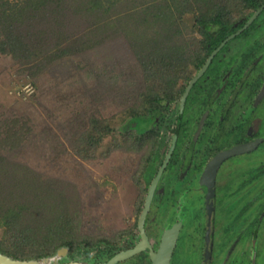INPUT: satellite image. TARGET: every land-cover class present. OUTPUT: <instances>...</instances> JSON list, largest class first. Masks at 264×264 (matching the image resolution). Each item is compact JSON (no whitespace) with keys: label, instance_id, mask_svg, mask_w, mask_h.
<instances>
[{"label":"rangeland","instance_id":"rangeland-1","mask_svg":"<svg viewBox=\"0 0 264 264\" xmlns=\"http://www.w3.org/2000/svg\"><path fill=\"white\" fill-rule=\"evenodd\" d=\"M64 1L61 8L20 14L25 0H0V11L22 17L23 43L13 53L0 51V248L31 260L72 241L115 236L137 219L175 114L170 126L151 124L150 135L136 134L131 118L161 108L167 92L175 95L199 69L208 39L195 16L221 6L228 23L248 12L242 0H120L107 13ZM175 96L169 107L177 105ZM194 129L187 126L182 146ZM203 138L206 154L195 150L193 161L199 168L226 145L212 126ZM261 161L263 151L235 158L217 177L218 250L210 264L226 262L219 261L224 250L264 201V177L247 196L239 189L247 169ZM199 168L179 195L169 193L164 212L156 203L149 214L156 238L185 206L192 223L174 264L200 262L188 257L201 234L193 222H203L196 216L203 212ZM259 241L264 244V217ZM257 262L264 264V245Z\"/></svg>","mask_w":264,"mask_h":264},{"label":"flooded vegetation","instance_id":"flooded-vegetation-1","mask_svg":"<svg viewBox=\"0 0 264 264\" xmlns=\"http://www.w3.org/2000/svg\"><path fill=\"white\" fill-rule=\"evenodd\" d=\"M257 2L259 6L248 8L246 15L238 14L235 20L225 23L223 27H214L207 32V52L201 55L203 61L195 74L178 84L176 106L169 107L175 95L171 96L167 92L166 101L161 108L152 107L147 115L131 118L130 127L138 135L152 134L151 124L171 125L168 144H160L158 147L163 159L156 169H150L153 172L149 175L137 219L129 222V227L116 231L115 236L103 235L72 241L51 255L32 261L37 264H174L173 261L180 252L179 245L183 240L185 226L192 223L186 219L188 215L185 206L181 208L177 220L166 226L156 238L148 229L149 214L156 203L161 208V213L164 212L169 193L170 196L179 195L183 191V181L199 168L193 164L196 160L195 150L203 149L202 153L206 154L203 133L211 126L220 141L226 145L215 148L199 168L196 183L197 191L203 196V212L198 210L196 216H203V222H193L196 223V231L201 234L199 247L190 249L188 257L190 260L194 257V260L200 261L198 264H210L215 259L218 250L216 234L219 213L216 200L217 177L229 161L256 151L264 152V0ZM198 31L202 36L203 33ZM171 114L175 115L170 124ZM190 124L194 126V132L182 146V139ZM239 148L241 150L222 158L216 165L213 176H209L211 164L218 155ZM263 177L264 161L248 168L239 185V189L244 190L242 197L247 196L249 187L260 182ZM173 181L176 183L171 186ZM152 185L151 199L140 224L139 219ZM209 188L212 191L211 210L206 201ZM236 189L239 190L238 187ZM262 190L264 186L260 191ZM248 203L249 201L245 202L244 206ZM238 216L237 213L232 222ZM263 217L264 201L260 203V209L252 220L243 225L241 232L232 238L219 259L220 262L225 258L226 262L223 264H258V256L264 245L259 241ZM173 227L177 228V236L166 256V253L160 252L163 236ZM166 242L164 240V245ZM121 255L123 256L120 257ZM3 258L18 262L31 261L11 255L0 248V264H6ZM187 264L194 262L189 261Z\"/></svg>","mask_w":264,"mask_h":264},{"label":"trees","instance_id":"trees-1","mask_svg":"<svg viewBox=\"0 0 264 264\" xmlns=\"http://www.w3.org/2000/svg\"><path fill=\"white\" fill-rule=\"evenodd\" d=\"M26 3L20 7V14L23 10L28 9L31 14L38 12L41 8L45 11L50 4L56 8H61L65 4L64 0H25ZM120 0H71L75 4L84 6L85 10L102 11L107 13L111 8L116 5ZM259 3L257 0H242L244 10L248 8H256ZM16 9V7H14ZM22 17L18 14H9L5 9L0 11V32L3 34L4 40L0 42V51L2 53H13L18 46L21 49L23 43L19 38V21ZM28 18V17H25ZM195 23L198 25L199 30L204 36L208 37L207 33L211 28L223 27L227 23L225 17V9L221 6H216L211 13H201L194 17ZM138 116V115H137ZM136 117V116H134Z\"/></svg>","mask_w":264,"mask_h":264},{"label":"water","instance_id":"water-1","mask_svg":"<svg viewBox=\"0 0 264 264\" xmlns=\"http://www.w3.org/2000/svg\"><path fill=\"white\" fill-rule=\"evenodd\" d=\"M239 150H241V148H239V149H234V150H232V151H230V152H226V153H223V154H221V155H218V156L214 159V161L212 162V164H211V169H210V175H209V176H210V177L213 176L214 171H215V168H216V165L218 164V162H219L222 158L226 157L227 155L234 154V153H236V152L239 151ZM210 181H212V178H211ZM211 184H212V182H210V185H211ZM153 187H154V186L152 185V187H151V189H150V191H149V194H148V196H147V198H146L145 208H144V211H143V213H142V215H141V217H140V219H139L140 224L142 223V220H143L144 214H145V212L147 211L148 204H149L150 199H151V194H152ZM211 197H212V191H211V189L209 188L208 194H207V196H206V201H207V207H208L210 210H211L210 206H211V203H212V202H211ZM140 227H141V225H140ZM176 236H177V228H176V227H173L171 230L167 231L166 234L163 236V237H164V238H163V244H162V246H161V250H160V252H164V253L167 254L166 256H168V252H169L170 248L172 247V245H173V240L176 238ZM164 240L167 241L165 245H164ZM163 246H164V247H163ZM123 255H124V254H123ZM123 255H121L120 257H122ZM120 257H118V258H120ZM3 260L6 262V264H37V262L32 261V260H31V261H27V262L11 261V260H9V259H5V258H3ZM166 260H167V258H165L164 262H166ZM164 262H163V263H164Z\"/></svg>","mask_w":264,"mask_h":264}]
</instances>
